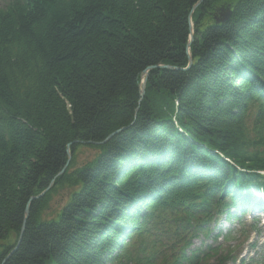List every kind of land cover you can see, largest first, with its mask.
I'll list each match as a JSON object with an SVG mask.
<instances>
[{
  "label": "trees",
  "instance_id": "obj_1",
  "mask_svg": "<svg viewBox=\"0 0 264 264\" xmlns=\"http://www.w3.org/2000/svg\"><path fill=\"white\" fill-rule=\"evenodd\" d=\"M198 1L0 5V264H235L217 224L264 194V0Z\"/></svg>",
  "mask_w": 264,
  "mask_h": 264
},
{
  "label": "rangeland",
  "instance_id": "obj_2",
  "mask_svg": "<svg viewBox=\"0 0 264 264\" xmlns=\"http://www.w3.org/2000/svg\"><path fill=\"white\" fill-rule=\"evenodd\" d=\"M0 2H2L0 0ZM224 7V6H222ZM222 7H220L219 9H221ZM218 10H216L214 13H213V17L215 16V14H217ZM206 22V21H205ZM191 25V33H192V30H193V37H194V32H195V27L193 25V23L191 22L190 23ZM190 33V35H191ZM189 43V42H188ZM190 46H191V42H190ZM188 49V48H187ZM188 53V51H187ZM189 63H188V66L189 67ZM173 68V66H171ZM145 76V75H144ZM148 76V75H147ZM142 83V82H141ZM146 88V86H145ZM144 96V95H143ZM142 96V97H143ZM68 149L70 150V148H67V152H68ZM71 152V151H70ZM76 154H77V162L78 164H82L83 162L93 158L96 154V150L94 148H91L89 146H86V145H82L80 146V148H78L76 150ZM71 156H72V152H71ZM71 158V157H70ZM253 191H255V189L253 188L252 189ZM70 192V189L68 190V188H66L65 190L61 191L59 194H55L51 201H50V210H49V214L48 216L49 217H53L55 216L59 210L61 209V206L65 203V200L68 196ZM257 192V191H256ZM261 200H264V196L261 198ZM235 210V209H233ZM240 211H238L237 213L239 214ZM253 214H258L257 210L253 209ZM250 212L246 213L244 217L246 218V220H250ZM260 216V220H261V224L259 225L260 227V232L259 233H249V235H251L250 237V240L245 242V236L241 235V237H239L238 240H235V241H231L230 244H232L235 252H234V257L237 258V263L236 264H240L241 263V260H248L249 258H251L252 256L254 257L255 262H258V264H264V212L263 213H260L259 212V215ZM221 224L223 226V228H228L230 226H232L233 222H229V220L227 221L225 219V217H222L221 219ZM239 226H236V228H238ZM246 231H249V228H246L245 229ZM244 241V243L241 244V242ZM251 242H256L257 245H258V248L256 247H252L250 246ZM195 244L196 245H199L200 244V239L196 240L195 241Z\"/></svg>",
  "mask_w": 264,
  "mask_h": 264
},
{
  "label": "water",
  "instance_id": "obj_3",
  "mask_svg": "<svg viewBox=\"0 0 264 264\" xmlns=\"http://www.w3.org/2000/svg\"><path fill=\"white\" fill-rule=\"evenodd\" d=\"M204 0H199L193 7L191 13L197 8V6H199ZM218 13L215 14L214 18L216 20V23H221V22H226L230 16H231V9H230V6H226V7H222L221 9H219L217 11ZM190 38L192 40L193 38V30H192V33L190 35ZM187 51H188V54H189V65H191L192 63V56L189 52V48H190V42L187 44ZM153 68H172L170 65H165V64H159L157 66H150L148 68L145 69L144 71V77L142 79V83H141V96L144 95L145 93V86H146V80H147V75L149 73V71ZM68 154H69V157H71V152L70 150L68 149ZM64 172V170H62L60 172V174H62ZM50 189V187H48L45 191H43L39 196H42L44 195L48 190ZM38 197V196H36Z\"/></svg>",
  "mask_w": 264,
  "mask_h": 264
},
{
  "label": "bare ground",
  "instance_id": "obj_4",
  "mask_svg": "<svg viewBox=\"0 0 264 264\" xmlns=\"http://www.w3.org/2000/svg\"><path fill=\"white\" fill-rule=\"evenodd\" d=\"M192 40H193V38H192ZM192 40H191V38H190V41H189V42H192Z\"/></svg>",
  "mask_w": 264,
  "mask_h": 264
}]
</instances>
